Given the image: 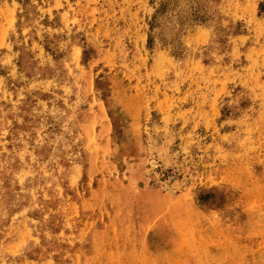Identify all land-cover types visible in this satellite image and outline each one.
Instances as JSON below:
<instances>
[{
    "label": "rangeland",
    "instance_id": "1",
    "mask_svg": "<svg viewBox=\"0 0 264 264\" xmlns=\"http://www.w3.org/2000/svg\"><path fill=\"white\" fill-rule=\"evenodd\" d=\"M0 264H264V0H0Z\"/></svg>",
    "mask_w": 264,
    "mask_h": 264
}]
</instances>
